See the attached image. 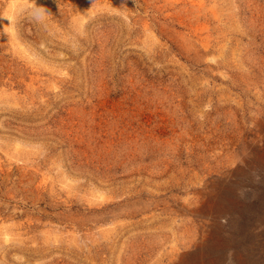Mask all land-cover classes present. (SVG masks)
<instances>
[{"label": "rangeland", "instance_id": "rangeland-1", "mask_svg": "<svg viewBox=\"0 0 264 264\" xmlns=\"http://www.w3.org/2000/svg\"><path fill=\"white\" fill-rule=\"evenodd\" d=\"M0 264H264V0H0Z\"/></svg>", "mask_w": 264, "mask_h": 264}]
</instances>
